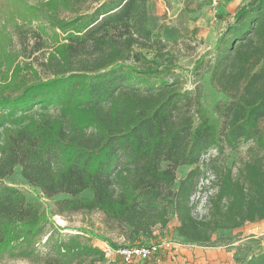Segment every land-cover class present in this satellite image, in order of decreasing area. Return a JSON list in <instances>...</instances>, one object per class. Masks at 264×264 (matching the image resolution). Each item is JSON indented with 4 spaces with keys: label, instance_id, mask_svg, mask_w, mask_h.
<instances>
[{
    "label": "trees",
    "instance_id": "16d2710c",
    "mask_svg": "<svg viewBox=\"0 0 264 264\" xmlns=\"http://www.w3.org/2000/svg\"><path fill=\"white\" fill-rule=\"evenodd\" d=\"M86 1L29 7L24 0H0V19L45 77L14 69L0 86V255H35L43 264L103 256L77 235L47 228L53 223L46 209L5 182L16 168L40 196H65L55 214L99 211L135 239L151 238L171 218L180 238L199 245L218 231L264 221V154L235 172L210 157L217 191L208 213L196 218L188 204L209 150L221 154L253 142L264 152V0L242 5L214 47L194 62L191 90L172 75L180 56L176 41L168 46L149 27V0H101L82 12ZM40 14L60 32L52 33L48 53L44 30L26 26ZM1 56L7 67L13 64L9 54ZM206 73L225 98L214 104L212 119L201 108L197 85ZM36 107H54L59 115L28 117ZM24 120L22 127L5 128ZM86 192L91 196L81 197ZM243 264H264V247Z\"/></svg>",
    "mask_w": 264,
    "mask_h": 264
},
{
    "label": "rangeland",
    "instance_id": "374dc122",
    "mask_svg": "<svg viewBox=\"0 0 264 264\" xmlns=\"http://www.w3.org/2000/svg\"><path fill=\"white\" fill-rule=\"evenodd\" d=\"M47 0H24L27 6H37L40 3H44ZM97 1L101 0H87L80 8L82 12L87 10H92L96 5ZM247 0H242L245 3ZM241 2V4H242ZM184 4H188L190 9L202 10L203 7L208 5V0H185ZM220 7L225 8L227 17L235 12V7L229 10L224 4L221 3ZM238 7V6H237ZM170 9V8H169ZM228 10V11H227ZM185 12V13H184ZM208 13V17L206 16ZM208 9L201 11L199 17L189 15L188 11H182V13L176 16L173 19H169L167 13H164L163 23L159 25L154 20H149V27L153 29H163L164 27L169 28L172 31H175V36L167 35L164 37L165 40L176 41V48L180 50V56L177 63L174 65L172 70V75L185 89L191 90L192 78L189 76L188 72L193 66L194 62L205 52L210 51L213 48L214 39L217 36V39L220 35V30L225 26L219 22L220 16L216 14V20L218 23L212 25V15L210 17ZM67 16V15H66ZM200 20V23L197 24V21ZM221 20V19H220ZM232 22V21H231ZM229 22V20L226 22ZM21 24V22H18ZM225 23V24H226ZM166 25V26H165ZM26 26H29L31 29L37 30V28H42L44 30V41H45V53H48L52 50V33L60 35L58 30H53L50 28L46 19L40 14L38 18ZM23 27V26H22ZM215 34V37H209V33ZM214 32V33H213ZM172 36V37H170ZM17 38L13 32V27L9 23H5L3 19H0V86L3 87L4 84H7L11 81V73L14 69L20 70L22 74H30V72H35L40 75L41 78H45L41 70L37 67V63L31 67L30 59L23 57V54L26 55L25 49H21L17 43ZM169 42L168 46H173ZM216 43V42H215ZM7 53L12 56L14 60L13 64L10 67H7L4 62H2V53ZM168 64V63H165ZM31 70V71H30ZM173 77H170L168 80H171ZM197 85L200 88L201 92V108L210 119L214 118L213 107L216 102L224 101L225 98L217 93L209 84V75L203 74L197 81ZM42 114L48 115H59V112L56 108H42L36 107L30 114L27 116H38ZM26 124V120L22 124L17 125H6L5 128L13 130L17 127H22ZM264 152L256 149L253 142L241 143L235 148L224 149L220 154L218 150L215 153H212L210 156H219L227 168H232L235 172L236 168L239 167L240 163L246 161L254 156L263 155ZM191 168H180L177 170L176 174L178 178L184 176V174L189 171ZM206 171H210L209 167L206 165L200 170V175ZM5 182L13 187H16L28 201L37 202L43 209H46L48 213V219L53 225H49L47 228L58 227L61 229L60 234L64 236H74L77 235L80 238L82 244L98 249L102 254V259L95 256L93 258L87 259L84 264H124L122 259L114 253L116 249L128 248L132 246H147L154 244H165L170 243L174 245L170 246V249H163L161 254L158 255L156 259L150 261L140 262L136 261L132 264H151L152 261L157 259H162L161 255L169 252L173 254V251L179 246L185 251V253L180 254L182 258V264H216L214 263L210 252H216L218 247L222 245L217 241L223 240L218 239L217 241H210L207 244H192L189 241H186L183 238L177 236L175 232V227L172 226L165 230L163 234L152 236L151 238H142L135 239L129 234L128 229L120 227L117 223L106 218L99 211L92 212H76V213H62L55 214V203L61 199H64L65 196L59 195L52 198H45L40 196L38 190H35L33 187L29 186L21 177L20 169L16 168L14 174L7 178ZM215 195V194H214ZM89 193H83L81 197H90ZM172 222H174L172 218ZM252 224L254 232L261 234L259 239L264 244V228L260 224L264 225V221H255ZM217 236V233L214 237ZM44 241V238H41L37 247H40ZM115 248H114V247ZM173 248V249H171ZM199 254L203 253L201 257L195 258L193 260L187 258V254ZM175 257V256H173ZM162 261V260H161ZM171 262L173 260L170 259ZM0 264H43L41 258L35 257V255L28 258L22 257L17 253L14 254H3L0 255ZM169 264V263H166Z\"/></svg>",
    "mask_w": 264,
    "mask_h": 264
},
{
    "label": "crops",
    "instance_id": "0c3cea01",
    "mask_svg": "<svg viewBox=\"0 0 264 264\" xmlns=\"http://www.w3.org/2000/svg\"><path fill=\"white\" fill-rule=\"evenodd\" d=\"M185 0H149L148 1V12H149V20H154L156 23H159L161 25L163 23V17L164 13H167L169 19L175 18L177 15L179 16L182 11H188L189 15L191 16H197L199 17L201 14V11L204 9H208V5L203 7L202 10L198 9H190L188 4H184ZM242 0H221V3L224 4L227 8L229 7V10L235 7V12L245 3L248 2L245 1L242 2ZM221 5V4H220ZM238 6V7H237ZM170 8V9H169ZM228 11V10H227ZM210 12V11H209ZM216 12H218V15L220 16L219 22L223 24L225 27L230 24L226 23L228 20L229 22L233 21V16L235 12L231 15V17H227L225 12V8L223 7H218L216 9ZM185 13V12H184ZM210 17L212 13H209ZM206 16L208 17V13L206 12ZM200 18L197 21V24L200 23ZM218 23L217 20L211 21V24L214 25ZM226 23V24H225ZM166 26V25H165ZM224 30V27L220 30L222 32ZM155 33L160 35L162 39L164 37H167V35H172L173 37L175 36V31L170 30L167 27L163 26V29H153ZM214 33V32H213ZM170 36V37H172ZM215 37V34H212V32L209 33V37ZM169 38V37H167ZM217 40V36L214 39V44ZM166 42H171L168 39L165 40ZM174 222H172V218L170 219L167 227L164 229H161L159 226L155 227L153 229L152 235L155 236L156 234L159 235L158 237L161 236L167 230L168 228L174 226H177L176 220L173 218ZM252 224H244L243 226L233 229V230H223V231H218L217 236L214 237L216 234H214L211 238V241H217L218 239H223L220 241H217L218 243H221L217 249L216 252H210L212 259L214 263L216 264H243L245 260H247L250 256L253 254H256L260 249L264 247L263 242L259 239L261 234L255 233L253 229ZM262 228H264L263 224H260ZM177 234V233H176ZM178 236V235H177ZM179 237V236H178ZM185 253L181 246H179L173 251V254L167 252L164 255L162 254L161 258L162 259H157L151 262V264H182V258L180 254ZM188 259H195V258H200L203 253L199 254H187ZM175 256V257H173ZM173 260V262L170 261ZM162 260V261H161Z\"/></svg>",
    "mask_w": 264,
    "mask_h": 264
},
{
    "label": "built area",
    "instance_id": "2783aa9c",
    "mask_svg": "<svg viewBox=\"0 0 264 264\" xmlns=\"http://www.w3.org/2000/svg\"><path fill=\"white\" fill-rule=\"evenodd\" d=\"M220 6V0H208L209 11L212 13V21L216 20V9ZM216 149L209 150L203 155L199 161V168L202 170L207 165L208 160ZM215 176L211 171H206L199 175L195 181L194 191L189 198V207L192 209V215L201 218L208 213L209 201L216 193L217 189L214 185ZM174 246L170 243L154 244L147 246H132L128 248L116 249L114 253L118 255L124 264H132L133 262L150 261L156 259L163 249H170ZM173 249V248H171ZM156 257V258H155Z\"/></svg>",
    "mask_w": 264,
    "mask_h": 264
}]
</instances>
